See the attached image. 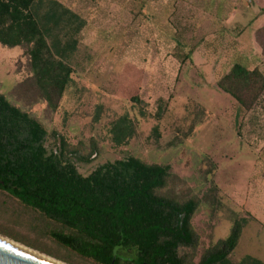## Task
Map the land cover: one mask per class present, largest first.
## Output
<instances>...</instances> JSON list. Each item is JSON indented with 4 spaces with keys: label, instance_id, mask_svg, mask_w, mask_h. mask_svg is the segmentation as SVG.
<instances>
[{
    "label": "rangeland",
    "instance_id": "374dc122",
    "mask_svg": "<svg viewBox=\"0 0 264 264\" xmlns=\"http://www.w3.org/2000/svg\"><path fill=\"white\" fill-rule=\"evenodd\" d=\"M57 1L85 20L57 110L16 99L13 90L30 75L22 47L0 44V93L72 144L95 140L100 153L78 168L84 175L126 154L168 164L201 199L193 262L244 218L229 261L264 263V93L246 111L216 83L235 61L264 72V0ZM124 113L136 134L115 147L110 123ZM46 145L54 147L51 135ZM60 229L0 189V235L66 264H97L55 240ZM132 255L123 251L120 263Z\"/></svg>",
    "mask_w": 264,
    "mask_h": 264
},
{
    "label": "trees",
    "instance_id": "16d2710c",
    "mask_svg": "<svg viewBox=\"0 0 264 264\" xmlns=\"http://www.w3.org/2000/svg\"><path fill=\"white\" fill-rule=\"evenodd\" d=\"M84 25L78 13L57 0H0V44L24 48L30 66L29 77L13 90L18 101L27 106L41 101L57 110L73 81L71 61ZM191 53L183 52L182 61ZM216 83L249 111L264 93V72L235 61ZM98 120L97 114L93 121ZM154 133L159 137L156 128ZM135 134L128 113L110 123L115 147L127 145ZM50 135L55 140L51 149L46 145ZM99 151L93 139L72 144L57 131L49 132L40 118L0 93V189L58 223L61 229L51 232L55 240L97 264H111L114 248V264H232L229 255L244 218H234L228 236L193 262L198 195L168 164L130 154L82 174L78 168L93 162ZM129 249L133 255L120 263ZM240 264L264 263L245 259Z\"/></svg>",
    "mask_w": 264,
    "mask_h": 264
},
{
    "label": "water",
    "instance_id": "95a60500",
    "mask_svg": "<svg viewBox=\"0 0 264 264\" xmlns=\"http://www.w3.org/2000/svg\"><path fill=\"white\" fill-rule=\"evenodd\" d=\"M117 248H114L113 255L115 257ZM113 257L111 264H114L115 258ZM0 264H56L37 256L24 249L13 246L0 240Z\"/></svg>",
    "mask_w": 264,
    "mask_h": 264
},
{
    "label": "bare ground",
    "instance_id": "6f19581e",
    "mask_svg": "<svg viewBox=\"0 0 264 264\" xmlns=\"http://www.w3.org/2000/svg\"><path fill=\"white\" fill-rule=\"evenodd\" d=\"M0 240L4 241L6 243H9V244H11L13 246H16L18 248L24 249V250H26L28 252H31V253H33V254H35L37 256H40V257L45 258L47 260H50L51 262H54L56 264H66V263L61 262V261H59L57 259H54V258H52V257H50V256H48L46 254L40 253V252H38V251H36V250H34L32 248H29V247H27V246H25V245H23V244H21V243H19L17 241H14V240H12V239H10L8 237L0 235Z\"/></svg>",
    "mask_w": 264,
    "mask_h": 264
}]
</instances>
